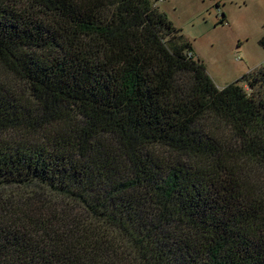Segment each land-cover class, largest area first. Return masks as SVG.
<instances>
[{
  "label": "trees",
  "instance_id": "trees-1",
  "mask_svg": "<svg viewBox=\"0 0 264 264\" xmlns=\"http://www.w3.org/2000/svg\"><path fill=\"white\" fill-rule=\"evenodd\" d=\"M158 2L0 0V264H264V68Z\"/></svg>",
  "mask_w": 264,
  "mask_h": 264
},
{
  "label": "rangeland",
  "instance_id": "rangeland-1",
  "mask_svg": "<svg viewBox=\"0 0 264 264\" xmlns=\"http://www.w3.org/2000/svg\"><path fill=\"white\" fill-rule=\"evenodd\" d=\"M158 5L192 42L218 87L264 68V0H159ZM222 14L224 25L219 24ZM240 85L250 95H264L262 82L254 88ZM17 90L23 93L26 87Z\"/></svg>",
  "mask_w": 264,
  "mask_h": 264
}]
</instances>
